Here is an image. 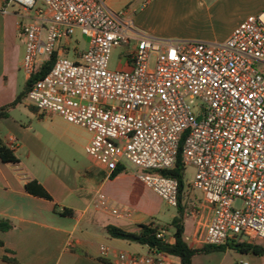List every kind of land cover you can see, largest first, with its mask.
<instances>
[{
  "label": "built area",
  "instance_id": "1",
  "mask_svg": "<svg viewBox=\"0 0 264 264\" xmlns=\"http://www.w3.org/2000/svg\"><path fill=\"white\" fill-rule=\"evenodd\" d=\"M13 6L28 18L20 23L26 74L52 63L28 91L30 105L85 128L96 164L142 170L140 180L175 208L179 182L163 173L175 167L184 140V163L195 170L190 188L212 213L202 243H264V10L213 44L146 35L127 9L105 0H0L1 13ZM77 30L89 39L84 52L71 49ZM121 46H132L127 68L111 70ZM94 205L117 218L134 215L102 192ZM157 236L168 241L165 228ZM110 250L101 246V257ZM119 262L175 264L155 251L121 253Z\"/></svg>",
  "mask_w": 264,
  "mask_h": 264
},
{
  "label": "crops",
  "instance_id": "2",
  "mask_svg": "<svg viewBox=\"0 0 264 264\" xmlns=\"http://www.w3.org/2000/svg\"><path fill=\"white\" fill-rule=\"evenodd\" d=\"M105 2L114 11L127 9L135 26L146 35L167 41L213 44L225 43L249 16L264 10V0ZM20 11L18 6H13L7 14L0 12V108L14 103L25 92L30 78L24 70L26 43L20 33V23L26 18L19 15ZM84 133L90 134L59 115L39 111L26 98L0 120V138L18 159L17 163H6L0 158V217L13 224L10 231L0 230L3 243L0 264H15L11 260L17 264H122L121 253L154 252L148 246L112 238L107 233L109 225L137 232L140 225L158 224L135 211L131 219H125L127 222H115L105 217L104 213L110 212L95 207L96 194L104 193L107 184L112 186L107 197L113 204L119 190L133 196L136 193L125 173L112 179V170L96 163L90 167L82 161V150H86L91 140V136L85 137L81 144ZM40 188L51 199L39 196ZM202 201L200 192L189 189L185 193V239L195 249L205 246L202 239L212 218ZM56 206L76 210L81 215L63 216L55 211ZM149 215L152 218L154 214L149 212ZM171 222L166 224L169 226ZM158 226L166 229L168 242H173L175 230ZM103 245L111 249L106 257L100 255ZM168 258L180 264L179 258L169 255ZM192 264H264V255L241 253L227 247L197 255Z\"/></svg>",
  "mask_w": 264,
  "mask_h": 264
},
{
  "label": "trees",
  "instance_id": "3",
  "mask_svg": "<svg viewBox=\"0 0 264 264\" xmlns=\"http://www.w3.org/2000/svg\"><path fill=\"white\" fill-rule=\"evenodd\" d=\"M52 68V63L45 64L42 69L34 73L26 84L25 92L20 94L16 101L10 105L0 108V120L9 116V112L17 104L21 103L24 98H26L28 91L31 89L32 85L39 79L46 76L50 69ZM31 109H34L31 107ZM184 140L181 143L180 152L177 158L176 165L173 169L164 172V175L171 176L178 180L180 185L179 190V204L177 208V216L172 220L168 228L174 229V241L168 242L158 238L159 226L153 223L148 225H140L137 232H131L115 225H109L106 230L107 233L116 239L127 240L130 242L138 243L144 246H148L151 251L158 253H164L169 256H174L179 258L180 264H192L193 258L200 254L211 253L213 251L224 250L227 247L239 251L241 253H255L257 255H264V247L258 244H249L246 242H228L222 246L215 245H205L200 249L192 248L187 240L185 239V215L187 213V207L184 203V189H185V172L186 165L182 156ZM0 158L6 163H17L18 159L12 149H10L4 141L0 138ZM127 168L123 165H119L112 172L110 178L114 179L117 176L126 173ZM29 190H32L31 186H28ZM39 196L51 199L50 195L43 189L40 188ZM55 211L63 216L79 218L81 213L69 208L60 209L58 206L55 207ZM13 229V224L2 217H0V230L7 232ZM0 245H3L0 242ZM151 246V247H150ZM8 260V259H6ZM11 262L17 264L15 260Z\"/></svg>",
  "mask_w": 264,
  "mask_h": 264
},
{
  "label": "rangeland",
  "instance_id": "4",
  "mask_svg": "<svg viewBox=\"0 0 264 264\" xmlns=\"http://www.w3.org/2000/svg\"><path fill=\"white\" fill-rule=\"evenodd\" d=\"M134 2V0H131ZM142 0H136V4L141 2ZM21 11L19 15H24V10L20 8ZM25 22L28 21V18L24 20ZM227 26V25H226ZM226 26L224 28H226ZM73 42L71 44V49L74 47H78V51L84 52L88 48L89 39L82 35L79 30L75 32L73 36ZM76 42V43H75ZM132 46H121L117 47L112 51L111 58L109 61V68L111 70H121L127 68L129 58V52ZM69 60L76 61V56L72 53L66 56ZM196 104L200 107L201 103L198 101ZM24 109V108H23ZM19 113V112H18ZM20 114V113H19ZM21 115V114H20ZM83 139L81 138V144H84L85 137H90V134L84 133L82 135ZM82 161L90 166L95 167V162L89 157L86 150H82ZM142 172V170H137L134 166L128 164L127 165V172L125 173L127 176V182L131 184L133 190L135 191V195H128L126 193H122L119 190L118 194L114 195V207L118 209H131L135 211L137 214H141L143 217H147L149 219H154L158 225H166L171 222L173 215L177 213V208L170 206L165 200H163L158 194H156L152 189L147 187V185L140 180L138 175ZM195 170L191 166L186 168L185 172V189H184V196L185 193L190 189V184L194 179ZM95 189V188H94ZM112 189L110 184H107L105 189H103L104 194L107 196L109 191ZM95 191V190H94ZM193 191V190H192ZM108 192V193H107ZM111 192V191H110ZM93 193V192H92ZM240 203H237L239 206ZM100 211V210H99ZM149 212H153L154 215L151 218ZM104 213V212H103ZM105 217H109L110 220L115 222H127L125 219H118L116 216L111 214L104 213ZM264 246V243L262 244Z\"/></svg>",
  "mask_w": 264,
  "mask_h": 264
},
{
  "label": "water",
  "instance_id": "5",
  "mask_svg": "<svg viewBox=\"0 0 264 264\" xmlns=\"http://www.w3.org/2000/svg\"><path fill=\"white\" fill-rule=\"evenodd\" d=\"M201 119H202V116H200V117H199L198 121L200 122V121H201ZM150 247H151V246H150Z\"/></svg>",
  "mask_w": 264,
  "mask_h": 264
}]
</instances>
